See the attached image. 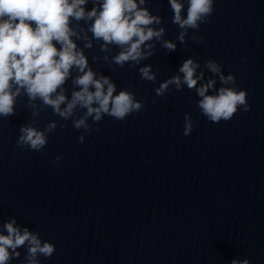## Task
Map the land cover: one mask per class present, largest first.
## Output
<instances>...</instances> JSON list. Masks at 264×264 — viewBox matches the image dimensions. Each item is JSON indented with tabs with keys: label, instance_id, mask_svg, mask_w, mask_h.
<instances>
[{
	"label": "clouds",
	"instance_id": "1",
	"mask_svg": "<svg viewBox=\"0 0 264 264\" xmlns=\"http://www.w3.org/2000/svg\"><path fill=\"white\" fill-rule=\"evenodd\" d=\"M86 3L87 0H0V115L13 114L15 97L20 88L25 89L31 99L39 97L64 118H68L77 106L85 108V118L74 121L77 129L86 127L85 119L93 114L96 121L101 119L102 114L123 120L133 111L141 109V104L134 102L130 92L122 90L114 95L116 85L106 76L96 78V74L88 68L86 57L76 50V44L71 39L74 32L70 28V20L85 18L83 6ZM143 3L144 0H140V5ZM169 3L174 13L173 22L181 29L197 28L198 22H204L212 13V0H188L186 18L181 16L184 9L181 0H169ZM87 17L94 18L90 30L95 38L102 39L106 45L122 47L123 50L114 57V62L120 66L128 61L138 63L140 59L147 58L141 46L153 37H161L164 31L150 27L153 23H159V18L138 6L137 0H102L100 10L93 8L87 12ZM179 39L183 43V32ZM57 44L60 48H57ZM163 47L172 52L176 46L166 41ZM151 54L149 52L147 55ZM206 66L211 72L220 73V66L215 62L208 61ZM73 67L81 73L74 81L79 90L73 92L66 108L61 110L60 106L67 98L63 93L57 94V90L65 84ZM198 67L192 59H187L179 68L183 83L189 89L196 88L202 98L198 107L214 123L231 119L238 106L246 105V93L222 87L218 94L207 95L215 81L209 80L197 87L198 80L203 79V74L196 75ZM139 71L142 79L155 80L150 67H143ZM219 78L222 83H234L232 75L224 77L221 74ZM13 84L17 86L15 93L12 91ZM170 84H175L179 90L181 77L173 76L161 83L155 90L156 95H163ZM244 111H248V108L245 107ZM54 128L55 124H50L47 130ZM191 130L192 124L188 121L183 135L187 136ZM21 133L20 142L33 150L39 151L47 143L43 131L23 127ZM14 225V219L5 223L7 234H0V264H7L10 259L9 249L15 252L25 242L30 244L28 251L33 258L37 253L45 257L53 254L55 249L52 244L41 245L37 236L27 228L21 232ZM29 264H35V260H30ZM232 264H248V261L233 260Z\"/></svg>",
	"mask_w": 264,
	"mask_h": 264
}]
</instances>
